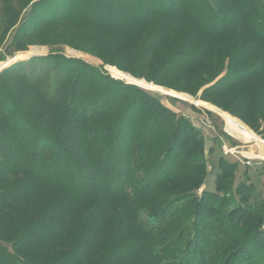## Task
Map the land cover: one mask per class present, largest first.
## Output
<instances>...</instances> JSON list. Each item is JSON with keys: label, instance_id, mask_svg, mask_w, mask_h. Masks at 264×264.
I'll use <instances>...</instances> for the list:
<instances>
[{"label": "trees", "instance_id": "trees-1", "mask_svg": "<svg viewBox=\"0 0 264 264\" xmlns=\"http://www.w3.org/2000/svg\"><path fill=\"white\" fill-rule=\"evenodd\" d=\"M12 1L16 14L31 0L0 2ZM25 11L13 50L66 43L177 91L209 83L199 99L253 128L251 114L264 119V0ZM147 89L60 52L1 69L0 264H264V201L247 170L237 180L238 161L213 165L194 122Z\"/></svg>", "mask_w": 264, "mask_h": 264}, {"label": "rangeland", "instance_id": "rangeland-1", "mask_svg": "<svg viewBox=\"0 0 264 264\" xmlns=\"http://www.w3.org/2000/svg\"><path fill=\"white\" fill-rule=\"evenodd\" d=\"M33 1L34 0L29 1V3L16 14V3L14 1L8 3L5 8L2 7V3L0 2V71L2 68L17 60L26 59L31 56L60 52L67 57L80 58L93 65L101 66L115 78H120L126 82L137 83L142 87H151L153 91L147 90L156 95L163 104L177 113L184 114L200 129L205 137L204 151L207 154L206 157L211 159L213 165L216 164L217 158L221 155L229 160L238 161V169L236 170L237 180L243 178V172L247 170L250 181L254 186L252 193L253 200L257 199L259 201H264V119L259 118L256 122V115L254 116L251 114L253 119L250 118L248 120L255 125V128H253L249 126L242 117L234 116L228 110H223L221 107L211 102L199 99L202 89L209 83L199 88L195 95L188 92L177 91L156 84L153 81H147L144 77L138 78L131 75L129 72L119 69L116 65L104 63L94 54L75 48L66 43H35L29 44L25 49L18 48L13 50L7 46L10 33L27 14L25 10ZM10 12L13 13L10 14ZM14 14L18 17L16 24L8 29L7 32L4 31L5 25L11 22ZM31 50H35L33 51L35 53L30 55L26 53V51ZM9 52L12 54H9ZM4 61H7V64H4ZM147 82L150 84L153 82L157 86L154 84L150 85ZM192 105L197 108V110H195ZM205 110H208L210 113L207 114ZM210 148H212L211 152ZM208 169L211 170V166L208 167ZM213 173L214 172L208 173L205 178L206 188L208 187L209 190L214 188Z\"/></svg>", "mask_w": 264, "mask_h": 264}, {"label": "water", "instance_id": "water-1", "mask_svg": "<svg viewBox=\"0 0 264 264\" xmlns=\"http://www.w3.org/2000/svg\"><path fill=\"white\" fill-rule=\"evenodd\" d=\"M130 83H133V82H130ZM134 84H137V83H134ZM138 85V84H137ZM142 87V86H141ZM144 88V87H143Z\"/></svg>", "mask_w": 264, "mask_h": 264}, {"label": "bare ground", "instance_id": "bare-ground-1", "mask_svg": "<svg viewBox=\"0 0 264 264\" xmlns=\"http://www.w3.org/2000/svg\"><path fill=\"white\" fill-rule=\"evenodd\" d=\"M31 54H33L32 52H30ZM30 55V54H29ZM142 80V79H141ZM140 86V85H139Z\"/></svg>", "mask_w": 264, "mask_h": 264}, {"label": "built area", "instance_id": "built-area-1", "mask_svg": "<svg viewBox=\"0 0 264 264\" xmlns=\"http://www.w3.org/2000/svg\"><path fill=\"white\" fill-rule=\"evenodd\" d=\"M207 167H210V165H208Z\"/></svg>", "mask_w": 264, "mask_h": 264}]
</instances>
